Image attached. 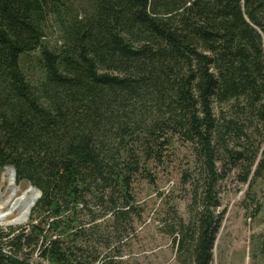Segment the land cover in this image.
<instances>
[{
    "label": "trees",
    "instance_id": "1",
    "mask_svg": "<svg viewBox=\"0 0 264 264\" xmlns=\"http://www.w3.org/2000/svg\"><path fill=\"white\" fill-rule=\"evenodd\" d=\"M175 137L200 172L175 244L213 264L220 169L264 176V0H0V170L42 192L0 264H130L114 240Z\"/></svg>",
    "mask_w": 264,
    "mask_h": 264
},
{
    "label": "rangeland",
    "instance_id": "2",
    "mask_svg": "<svg viewBox=\"0 0 264 264\" xmlns=\"http://www.w3.org/2000/svg\"><path fill=\"white\" fill-rule=\"evenodd\" d=\"M58 38L53 22L48 42L56 45ZM6 170H0V201L11 193ZM150 172L152 178L142 177L134 186L136 213L132 214L131 224L125 226L122 239L116 236L112 249L121 252L130 264H187L185 253L177 249L175 240L181 237L180 225H189L200 210L195 204L194 181L200 176L195 151L190 143L175 137L162 163L151 165ZM219 173L216 195L221 206L216 214H223V222L213 264H264V176L255 179L251 175L249 183L243 184L239 173L230 167ZM17 185L23 190L32 186L28 182ZM30 215L23 224H9L19 216L16 211L0 228L7 231L26 226Z\"/></svg>",
    "mask_w": 264,
    "mask_h": 264
},
{
    "label": "bare ground",
    "instance_id": "3",
    "mask_svg": "<svg viewBox=\"0 0 264 264\" xmlns=\"http://www.w3.org/2000/svg\"><path fill=\"white\" fill-rule=\"evenodd\" d=\"M5 173L6 176H8L11 193L6 200L0 201V224L7 222L9 216L16 211L19 212V216L15 221H9V224H23L28 220L30 212L38 200L39 194L33 186L23 190L20 185H17L13 170L10 167L7 168ZM5 208L10 209L3 212Z\"/></svg>",
    "mask_w": 264,
    "mask_h": 264
},
{
    "label": "water",
    "instance_id": "4",
    "mask_svg": "<svg viewBox=\"0 0 264 264\" xmlns=\"http://www.w3.org/2000/svg\"><path fill=\"white\" fill-rule=\"evenodd\" d=\"M12 170H13V174H14V177H15V180H16V171H15V169H14V167H10ZM37 192H38V194H39V197H38V200L41 198V196H42V192H41V190H39L38 188H36V187H33ZM37 200V201H38ZM37 203V202H36ZM35 203V204H36ZM35 206V205H34Z\"/></svg>",
    "mask_w": 264,
    "mask_h": 264
}]
</instances>
